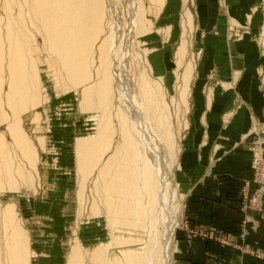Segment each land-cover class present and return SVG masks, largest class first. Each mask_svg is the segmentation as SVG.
<instances>
[{
  "label": "rangeland",
  "instance_id": "374dc122",
  "mask_svg": "<svg viewBox=\"0 0 264 264\" xmlns=\"http://www.w3.org/2000/svg\"><path fill=\"white\" fill-rule=\"evenodd\" d=\"M12 1L15 9H17V4L21 0ZM210 1L207 0L205 4L199 0L202 6L206 8L202 11L212 12L216 9V3L213 5ZM3 2L4 0H0V4L3 5ZM132 4L135 12L143 11L145 20L143 32L136 33L133 37L126 32L129 0H106L107 9L111 10L110 12L113 14L110 16L107 13L109 15L107 17L110 19L109 21L114 22L113 35L118 38H116L118 43H122L125 49L123 59L126 58L124 59L126 61L123 64L127 68H125L127 75L124 76L127 81L124 80V89H127L126 92L128 93H132L137 100L136 104L142 107L144 104L142 92L145 86L161 85L163 91L157 95L158 105L154 107V114L156 110L158 113L152 118L153 125L157 127L160 134L167 133L169 130L179 148L174 174H176L175 178L179 184L180 193L186 197L180 218L181 222L177 226L175 235V243L177 244L175 264H182L179 249H181L183 233L191 243L195 239H200L206 243L213 242L223 247L241 249L232 241H226L218 236L212 226H191L189 218H193V214L195 215L198 210L193 208L195 207L193 204L198 202L200 197L194 194L188 195L195 181L185 179L180 166L183 155L181 151L186 140L190 137L189 135L192 134L193 93L199 83L202 84L201 102L203 107L205 109L207 105L209 106V96L205 90L209 84L206 81L199 82L201 75L203 76L208 72V67L201 63L203 59L209 56L208 46L214 48L215 45H225V35L221 33L216 36L215 33L202 31L198 24L200 5L199 3L197 5L196 0H165L161 7L155 0H132ZM2 5L0 6V18L5 20L7 13ZM187 10L192 11L194 15L193 30L189 29L191 26L186 23ZM25 14L29 36L24 38L26 42H29L28 48L34 56L36 73L42 87L41 92L39 91L41 104L35 109L37 119L34 121L35 112L33 111L23 113L21 117L23 129L36 144L39 157L36 171L33 172L36 179L34 186L28 185L29 188H24L23 193L8 191L2 199L16 200L15 202L19 204L17 206L18 224L22 227L25 234L24 239H28L29 249L32 252L29 263L67 264V255L70 253V249L79 242L83 252L82 264H131L127 260L129 256L146 257L148 254L150 245L148 237L151 231L147 223L145 226H141L144 225L142 221L141 223L140 221H119L117 215L119 199L112 192L110 197H108V192H104L105 181L100 176L103 167L101 163L90 172L85 184V194H83L85 199L83 197L82 200L78 196L79 184L76 166L77 140L94 138L97 136L100 127L107 121L109 123L111 150L105 154L106 157L104 158L113 159L111 174L120 168L126 143L125 130L122 128L121 115L123 113L121 107L112 96L110 98L112 105L108 108L103 107L94 95L86 99L87 97L85 98L82 91L83 86L76 88L68 79L62 61L58 59L50 47V42L46 37L47 32L42 28L41 22L36 18V27L34 28L32 26L33 19L27 8H25ZM104 26L106 28L102 39L110 34L107 21H105ZM202 26L204 27L203 24ZM126 34L130 37L128 38ZM240 37L242 36H230L226 33L228 42L240 41ZM130 41L132 42L130 43ZM180 46L182 48H179ZM127 49H129L128 54ZM178 51L181 58L179 53L177 54ZM98 65V62L94 60V65L91 68L92 78L86 85L88 88L94 86L96 82L94 74ZM189 66L192 68V74L188 79H185V73ZM6 80L7 74L5 73ZM127 82L130 83L126 85ZM186 83L190 94L188 96V109L182 100L183 88ZM129 85L131 88L128 87ZM7 112L9 117L10 111L7 110ZM118 115L120 116L118 117ZM4 130L5 125L0 127L1 132ZM252 134L250 145L252 153L250 174L252 179L249 181V185L254 187V192L251 191L250 187L247 190L244 183L240 184L241 211L243 213L249 211L262 213L264 182L261 181L259 184L254 182V178L257 177L254 159L257 155L255 145L257 140L262 144L258 153H263L264 157V131L261 132L259 126V131L255 129ZM107 199L109 205L106 202ZM243 221H247V218ZM4 223L8 225L6 221H0V248H2L0 264L7 263L6 250H4ZM245 224L243 223V225ZM10 227L8 225V228ZM70 240H72V244H70ZM256 258L264 261V257L261 255L257 254Z\"/></svg>",
  "mask_w": 264,
  "mask_h": 264
},
{
  "label": "bare ground",
  "instance_id": "6f19581e",
  "mask_svg": "<svg viewBox=\"0 0 264 264\" xmlns=\"http://www.w3.org/2000/svg\"><path fill=\"white\" fill-rule=\"evenodd\" d=\"M155 1L161 7L165 0ZM17 5L18 8L15 9L12 0H4L2 8L7 13V18L5 20L0 18V127L5 125V130L0 131V221H6L11 226L8 228V225L4 223L6 264H30L32 254L28 239H24V231L18 224L17 206L19 204L15 202L16 200L2 199L8 191L23 193L24 188L34 186L36 179L33 172L36 171L39 157L36 144L23 129L21 117L23 113L35 112L41 104L39 91L42 87L36 73L34 56L28 48L29 42H26L24 38L29 36L25 8L29 10L34 28L36 18L41 22L42 28L47 32L46 37L50 47L62 61L72 85L76 88L83 86L85 98L88 99L89 96L94 95L105 108L112 105L110 100L112 96L119 103L123 113L121 116L122 128L126 135L125 154L120 168L112 174L113 159L104 158L105 154L111 150L107 121L100 127L94 138L77 140L78 196L85 199L83 194H85L88 176L92 169L101 163L103 167L100 176L105 181L104 192H108V197L112 192L119 199L117 210L119 221H140V223L142 221L144 225L141 226L147 223L151 231L148 237L150 245L147 256H129L127 260L131 264H175L177 251L175 235L177 226L181 222L186 196L180 193L176 174H174L179 148L169 130L167 133L160 134L157 127L153 125L152 118L158 113L156 110L154 114V107L158 105L157 95L163 91L161 85L145 86L142 92L144 99L142 107L136 104L135 96L124 89V80L127 81L126 78L124 79L126 67L123 64L126 61L124 60L126 58L123 59L125 49L113 35L114 22L109 21L107 13L110 16L113 14L106 7V0H21ZM129 5L125 28L128 35L133 37L136 33L145 30V20L143 11H136L138 12L136 13L133 9L132 0H129ZM186 17V23L191 26L188 28L193 30L192 11L187 10ZM105 21L110 34L102 39L106 28ZM128 50H126L127 54ZM94 60L99 64L95 68L96 82L94 86L88 88L86 85L92 78L91 68ZM191 74L192 68L189 66L185 79H188ZM129 83L127 82L126 85ZM128 87L131 88L130 85ZM188 92L186 83L182 100L187 109L190 95ZM7 110L10 111L9 117ZM33 118L34 121L37 119L36 112ZM263 128L262 125L261 132L264 131ZM177 165L179 167V164ZM76 244L67 255V264H82V248L79 242ZM1 251L2 248H0V254H2Z\"/></svg>",
  "mask_w": 264,
  "mask_h": 264
},
{
  "label": "crops",
  "instance_id": "0c3cea01",
  "mask_svg": "<svg viewBox=\"0 0 264 264\" xmlns=\"http://www.w3.org/2000/svg\"><path fill=\"white\" fill-rule=\"evenodd\" d=\"M196 1L199 27L223 33L225 45L208 46L209 56L201 63L208 67L199 82L209 84L203 86L209 106L204 109L201 102L202 84L193 93L192 134L180 163L184 178L195 181L188 195L200 197L193 204L196 216L189 219L193 227H214L241 249L200 239L191 243L183 233L180 258L182 264H264L256 258L264 257V207L262 213H243L239 190L252 179V133L264 122V0H209L216 3L212 12L202 11L207 0ZM226 33L241 40L228 42Z\"/></svg>",
  "mask_w": 264,
  "mask_h": 264
},
{
  "label": "built area",
  "instance_id": "2783aa9c",
  "mask_svg": "<svg viewBox=\"0 0 264 264\" xmlns=\"http://www.w3.org/2000/svg\"><path fill=\"white\" fill-rule=\"evenodd\" d=\"M261 128V127H260ZM258 135V134H257ZM256 156L254 159V165L255 168L257 169V177L254 178V182H256L257 184H259V182L263 181L264 182V157H263V153H258L259 152V148L262 146V144L257 140L256 143ZM260 145V146H259ZM260 155V157H259ZM262 179H259V178ZM249 187L251 188V186L249 185V183L246 185L247 190L249 189Z\"/></svg>",
  "mask_w": 264,
  "mask_h": 264
}]
</instances>
